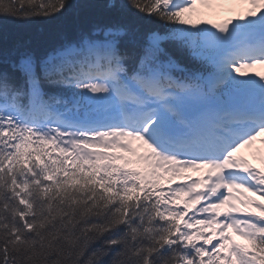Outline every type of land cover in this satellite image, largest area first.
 <instances>
[{"label": "snow or ice", "instance_id": "1", "mask_svg": "<svg viewBox=\"0 0 264 264\" xmlns=\"http://www.w3.org/2000/svg\"><path fill=\"white\" fill-rule=\"evenodd\" d=\"M84 6L51 47L0 46V264H264V0Z\"/></svg>", "mask_w": 264, "mask_h": 264}, {"label": "trees", "instance_id": "2", "mask_svg": "<svg viewBox=\"0 0 264 264\" xmlns=\"http://www.w3.org/2000/svg\"><path fill=\"white\" fill-rule=\"evenodd\" d=\"M72 2L73 7L68 13L56 19L38 18L24 23L0 21V46L7 51L17 40L24 39L31 40L33 47L43 50L58 43L62 35L74 34L78 26H87L102 19L98 11L84 6L87 0Z\"/></svg>", "mask_w": 264, "mask_h": 264}, {"label": "rangeland", "instance_id": "3", "mask_svg": "<svg viewBox=\"0 0 264 264\" xmlns=\"http://www.w3.org/2000/svg\"><path fill=\"white\" fill-rule=\"evenodd\" d=\"M258 149H263L262 148V146H260ZM233 238L238 242H241V241H243V240H241L238 236H235L234 234H233Z\"/></svg>", "mask_w": 264, "mask_h": 264}]
</instances>
